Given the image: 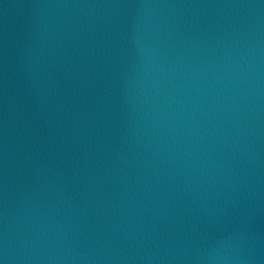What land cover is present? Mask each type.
<instances>
[{"label":"water","instance_id":"1","mask_svg":"<svg viewBox=\"0 0 264 264\" xmlns=\"http://www.w3.org/2000/svg\"><path fill=\"white\" fill-rule=\"evenodd\" d=\"M0 264H264V0H0Z\"/></svg>","mask_w":264,"mask_h":264}]
</instances>
